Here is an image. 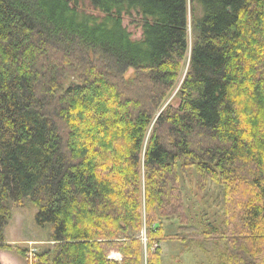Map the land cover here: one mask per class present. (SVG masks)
Instances as JSON below:
<instances>
[{"label":"trees","instance_id":"obj_1","mask_svg":"<svg viewBox=\"0 0 264 264\" xmlns=\"http://www.w3.org/2000/svg\"><path fill=\"white\" fill-rule=\"evenodd\" d=\"M180 171L222 187L218 226L191 229ZM26 202L53 243L33 264H163L172 241L264 264V0H0V249Z\"/></svg>","mask_w":264,"mask_h":264},{"label":"rangeland","instance_id":"obj_2","mask_svg":"<svg viewBox=\"0 0 264 264\" xmlns=\"http://www.w3.org/2000/svg\"><path fill=\"white\" fill-rule=\"evenodd\" d=\"M123 26L130 33L132 39L141 38L142 31L138 24L133 23L128 18H124ZM54 58L58 64H60V61L64 63V68H66L65 65L68 66L67 64L70 66H80V62L76 57L72 58V60L61 59L60 61L58 56H54ZM123 82L127 85V88L126 90H122L125 92V95H128L127 90L134 89L137 85L134 83L133 70H129L124 75ZM163 134L161 132V135ZM201 143L205 142L201 140ZM179 176L191 229L197 232L208 231L218 226L224 217L222 187L209 182L206 189L200 193L197 188V177L193 171L188 173L180 171ZM36 212L37 210L30 202H26L22 207L12 208L11 219L4 229V242L11 247V250L0 249V260H4L2 257L13 256L16 261L14 260L15 262H10V264H33L37 254L53 247V243L49 238L50 228L39 229L34 223ZM163 224L167 235H177L180 233L176 220H164ZM188 239L202 242L197 235H190ZM204 246L207 250L211 251L212 246L209 243ZM160 247L163 264H208L206 256L200 252L196 244L190 245L189 242L183 244L172 241L163 243ZM212 251L214 250L212 249ZM111 258L120 259V256L111 255Z\"/></svg>","mask_w":264,"mask_h":264},{"label":"crops","instance_id":"obj_3","mask_svg":"<svg viewBox=\"0 0 264 264\" xmlns=\"http://www.w3.org/2000/svg\"><path fill=\"white\" fill-rule=\"evenodd\" d=\"M2 258H4V260H5V262H4V260H0V263L1 264H10V262H15L16 261V259H15V257H2ZM15 260V261H14Z\"/></svg>","mask_w":264,"mask_h":264}]
</instances>
